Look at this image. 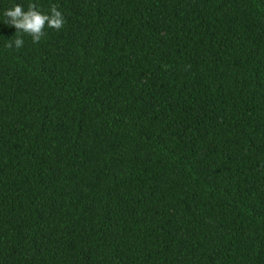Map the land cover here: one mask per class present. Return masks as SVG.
I'll return each instance as SVG.
<instances>
[{"label": "trees", "instance_id": "trees-1", "mask_svg": "<svg viewBox=\"0 0 264 264\" xmlns=\"http://www.w3.org/2000/svg\"><path fill=\"white\" fill-rule=\"evenodd\" d=\"M0 264H264V0H0Z\"/></svg>", "mask_w": 264, "mask_h": 264}, {"label": "clouds", "instance_id": "clouds-1", "mask_svg": "<svg viewBox=\"0 0 264 264\" xmlns=\"http://www.w3.org/2000/svg\"><path fill=\"white\" fill-rule=\"evenodd\" d=\"M2 15L6 18L7 25L16 29L14 35L16 39L7 45L9 48H22L25 35L31 37L33 44H37L45 35L46 29L59 31L65 24L62 11L55 5L45 12L36 3H29L27 10L22 4L15 3L5 9Z\"/></svg>", "mask_w": 264, "mask_h": 264}]
</instances>
